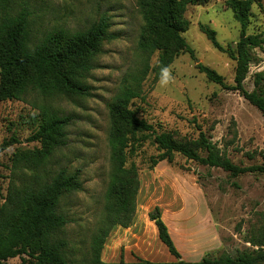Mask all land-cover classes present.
Listing matches in <instances>:
<instances>
[{
    "label": "rangeland",
    "instance_id": "rangeland-1",
    "mask_svg": "<svg viewBox=\"0 0 264 264\" xmlns=\"http://www.w3.org/2000/svg\"><path fill=\"white\" fill-rule=\"evenodd\" d=\"M28 1L38 12L36 30L40 35L56 28L84 31L106 17L113 38L102 43L101 52L93 59L95 68L85 79L90 96L45 97L30 90L20 100L0 101V145L14 140L0 153V209L11 187L51 182L61 170L68 175L79 171L81 189L60 197L58 213L68 220L62 232L68 242L64 250L68 264H92V238L110 204L106 196L112 170L109 138L115 126L110 105L124 81L142 70L145 58L138 47L144 27L140 0ZM226 2L211 0L187 9L190 27L183 37L198 61L186 53L177 57L167 68L172 77L167 86L160 84L163 75L157 80L151 69L142 83L141 97L133 101L131 109L158 132H172L180 143L197 140L203 132L233 163L264 165L263 114L238 91L211 82L197 68L202 63L223 76L226 86L235 85L236 61L216 49L200 28H211L220 45L235 48L241 26ZM247 34H262L264 38V0H254ZM159 56L156 52L150 58L151 68ZM259 73L264 74V44L252 50L244 81L248 92L255 89ZM43 109L71 121L65 130L67 144L40 162L42 144L31 137L43 124ZM152 140L149 137L129 153L128 165L134 163L139 170L140 202L153 193L151 204L142 205L137 197L135 217H143L148 205L162 204L163 220L184 261L198 262L222 254L235 257L254 249L247 241L264 228V176L246 173L233 177L221 168L180 154H175L172 162L162 161L151 169V158L160 154ZM147 232L150 236L151 231ZM157 240L166 252L165 256L157 250L161 263L176 262ZM138 252L141 258L148 257L144 249ZM23 258L2 264H23Z\"/></svg>",
    "mask_w": 264,
    "mask_h": 264
},
{
    "label": "trees",
    "instance_id": "trees-1",
    "mask_svg": "<svg viewBox=\"0 0 264 264\" xmlns=\"http://www.w3.org/2000/svg\"><path fill=\"white\" fill-rule=\"evenodd\" d=\"M211 0H140L144 27L139 38V51L143 59L142 70L124 81L118 95L110 105V114L115 122L109 138L112 170L107 189L106 217L92 238V264H264V228L247 242L254 249L241 251L233 257L206 256L198 262H188L174 243L163 220L160 207H155L149 219L155 223L160 241L168 248L176 262L161 263L139 260L135 263H106L101 259L105 243L116 226L129 228L137 209L140 190L139 170L134 163L128 165L132 153L149 137L160 154L152 157L150 168L162 161L172 162L175 154L202 165L221 168L238 177L246 173L264 176V165L242 167L222 155L217 146L201 132L199 138L190 143H180L172 132H158L153 124L140 118L131 109L133 101L141 97L142 83L154 71L158 80L174 60L181 54L195 57L194 50L183 34L189 30L186 12L190 6L204 5ZM254 0H227L241 26L240 39L235 48H224L216 39V32L201 25V31L212 45L236 61L235 85L226 86L224 77L213 69L197 64L201 73L222 87L238 91L264 116V74L255 77V89L248 92L244 81L252 63V50L264 44L262 34H247L250 11ZM38 12L28 0H0V101L20 100L30 90L45 97L62 95L88 97L91 88L85 82L95 68L94 57L101 52L102 43L112 39L109 20L102 17L84 31L70 32L56 28L40 35L36 30ZM159 52L157 65L150 67V58ZM152 69V70H151ZM43 124L31 137V141L42 144L38 160L43 162L59 148L67 144L65 130L71 118L61 117L47 109L42 110ZM14 140L0 145V153L12 146ZM204 153V155H201ZM79 171L68 175L61 170L51 182L31 183L23 188L11 187L6 201L0 209V264L16 257L23 264H68L64 250L67 240L62 232L68 224L67 218L58 213L59 199L64 193L81 189ZM115 201V202H114Z\"/></svg>",
    "mask_w": 264,
    "mask_h": 264
},
{
    "label": "crops",
    "instance_id": "crops-1",
    "mask_svg": "<svg viewBox=\"0 0 264 264\" xmlns=\"http://www.w3.org/2000/svg\"><path fill=\"white\" fill-rule=\"evenodd\" d=\"M152 195L153 193L149 194L141 202L139 196L138 203L142 205L143 203L151 204L150 199L153 197ZM157 206L163 209L164 219L165 207H162V204L155 203L147 206V213L143 217H134L135 219L133 220L131 227L123 228L121 226H116L112 230L102 251V260L104 262L119 263L120 261H123L125 263H135L139 260H148L151 262L162 261L159 257L160 253L166 256V252L164 248L158 244L157 239H159V235L157 227L148 216L151 210ZM147 229L151 231L150 236L148 235ZM141 249H144L145 252L148 253V257L141 258V256H139L138 251ZM157 250L160 253H157Z\"/></svg>",
    "mask_w": 264,
    "mask_h": 264
},
{
    "label": "clouds",
    "instance_id": "clouds-1",
    "mask_svg": "<svg viewBox=\"0 0 264 264\" xmlns=\"http://www.w3.org/2000/svg\"><path fill=\"white\" fill-rule=\"evenodd\" d=\"M171 75L167 69L164 70L163 78L160 81L161 86H167L171 82Z\"/></svg>",
    "mask_w": 264,
    "mask_h": 264
},
{
    "label": "water",
    "instance_id": "water-1",
    "mask_svg": "<svg viewBox=\"0 0 264 264\" xmlns=\"http://www.w3.org/2000/svg\"><path fill=\"white\" fill-rule=\"evenodd\" d=\"M180 260H182V259H180Z\"/></svg>",
    "mask_w": 264,
    "mask_h": 264
}]
</instances>
